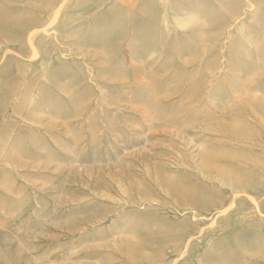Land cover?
Instances as JSON below:
<instances>
[{"label":"rangeland","instance_id":"374dc122","mask_svg":"<svg viewBox=\"0 0 264 264\" xmlns=\"http://www.w3.org/2000/svg\"><path fill=\"white\" fill-rule=\"evenodd\" d=\"M0 264H264V0H0Z\"/></svg>","mask_w":264,"mask_h":264}]
</instances>
